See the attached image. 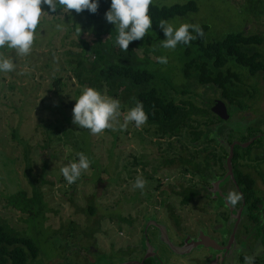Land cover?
<instances>
[{
	"label": "rangeland",
	"instance_id": "374dc122",
	"mask_svg": "<svg viewBox=\"0 0 264 264\" xmlns=\"http://www.w3.org/2000/svg\"><path fill=\"white\" fill-rule=\"evenodd\" d=\"M190 1L153 0V3L170 7ZM194 1L198 5L197 12L168 22L177 28L183 23L209 25L207 36L210 40H221L230 33L243 31L246 35L258 34L264 41V14L256 15L258 13L248 9L245 0ZM257 6L263 10L264 0ZM42 12L29 55L18 56L14 49L7 46L0 48L4 58L11 59L16 65L12 72H0V217L12 229L37 242L40 248L37 264H77L76 261L92 259L90 252L83 247V243L90 242L83 232L96 233L99 226H93L95 222L102 221L101 232L97 236L100 251H108L112 242L125 245L126 224L119 218L143 221L144 211L164 217L165 205L161 201H165L167 195L161 192L172 188V185H197L198 178L193 177L189 168L181 163L169 168V172L160 170L155 173L154 168H162L159 160L163 153L172 156V150L178 147V154L180 152L184 156L198 152L202 157H209L213 152L210 147L215 146L211 144L208 147L204 143L190 145L184 137L179 142L176 138L169 139L171 142L161 140L163 144L159 147L155 138L144 133L145 125L137 129L134 122H130L125 130H119L118 125L116 131L106 129L96 135L89 130V147L85 149L81 145L80 152L90 159V168L69 185L60 169L78 162L75 147L79 149L80 144L78 146L69 137L63 138L62 130L74 129L79 133L80 128L72 123V110L66 107L69 99L64 98V103H67L64 106L49 86L53 77L68 74L61 68L67 59L65 51L71 50L70 42L79 38L74 33L70 38L66 37L65 16L54 18ZM58 25L62 27L58 28ZM104 29L105 26L102 27ZM85 31H82L83 38L91 43L93 37L85 35ZM102 37L106 40L110 35L104 33ZM162 40L151 27L137 49L140 68L155 75L154 87L177 101L192 99L202 106L208 100L211 104L214 100L212 88L200 86L194 79L183 75L185 46L180 43L174 50L164 49L160 44ZM261 47L264 52V42ZM76 50L80 51V47L77 46ZM157 57H167V64L158 63ZM232 68L240 73L249 96L240 106L229 109L227 120L220 121L213 115L216 126L208 121L207 125L212 135L220 133L222 139L232 137L236 138L233 141H241L243 135L256 132L257 137H261L264 132V77L262 74L252 77L246 68L239 65ZM11 86L15 89L12 90ZM67 88V91H72L75 101L85 86L71 80ZM185 89L187 92L182 93ZM60 106L64 112L59 110ZM126 113L121 112L118 117L120 124H123ZM48 129L53 132L54 138L50 145L45 142L44 132ZM255 138L253 136L241 143L243 150L239 151L243 153ZM170 143L177 146L170 147ZM254 148L252 151L256 153ZM138 175L147 182L143 192L132 187ZM160 178L163 179L161 185L158 184ZM259 182L262 185L261 180ZM187 192L188 189L182 191L183 194ZM92 193L97 206V214L93 217L85 212ZM33 197L38 198L36 204L31 202L35 201ZM173 201L177 203L175 199ZM183 208L176 212L187 215L188 210ZM86 222L93 228H80ZM140 235L137 230L132 234L131 246L138 245Z\"/></svg>",
	"mask_w": 264,
	"mask_h": 264
},
{
	"label": "trees",
	"instance_id": "16d2710c",
	"mask_svg": "<svg viewBox=\"0 0 264 264\" xmlns=\"http://www.w3.org/2000/svg\"><path fill=\"white\" fill-rule=\"evenodd\" d=\"M245 1L248 9L251 8L255 14L258 13L256 15L264 14V9L256 8L259 6H257V3H262L263 0ZM110 6L111 0H99L98 11L95 14L90 13L88 10H84L79 14L71 10L68 14L59 5L55 13L50 12L47 5H41L42 11L54 18L65 16L64 22L68 31L67 38H70L71 33H77L78 26L82 31L91 32L90 35L93 37V41L90 43L83 38L84 33L81 31L79 39L70 42L71 50L65 51L67 59L65 66L61 68L68 74L51 79L50 91L62 100L61 104L64 103V98H68V104L64 103L63 105L67 104L66 107L73 109L76 102L73 100L72 91H67L69 89L67 83L76 80L82 86L94 88L110 98L119 100L121 112L126 113L135 107L137 101L142 102L144 111L148 116L144 133L146 132L149 136L155 138L159 147L163 144L161 140L169 142L172 138H176L179 142L181 138L185 137L190 145H196L197 143L210 144L215 142L216 138L223 137L220 133L212 135V130L207 125V121L210 124L214 123L212 116L215 114L211 111L208 100H205L202 106L192 99L177 101L160 93V90L154 87L155 75L151 71L140 68L138 63L137 49H139L141 40L131 42L127 51H122L116 45L117 32L115 26L105 19V13L110 9ZM197 11V3L191 0L186 4H175L170 7H160L152 3L148 14L152 20V29L155 30L160 39H165L162 30L159 28L161 20L168 21L177 17H185ZM104 26L105 29L102 30ZM200 27L204 33L203 37H197L189 45L181 43L182 46H185V50H183L185 57L183 75L187 79H194L200 86L216 88V91L220 93L229 108L232 106L238 107L248 98L249 93L244 87L240 73L234 71L232 67L239 65L246 68L252 76L259 73L264 77V52L261 49L264 41L258 34L246 35L243 31L230 33L221 40H210L207 36L210 26L204 24ZM190 32L192 35H196L191 29ZM104 33L110 35L106 40L102 37ZM77 46L80 47V51L76 50ZM11 89L14 90L15 87L11 86ZM185 92H187L186 89L182 91V93ZM59 110L65 111L62 107ZM219 120L223 121L224 119ZM185 129H188V131L185 132ZM62 131L63 138L67 139L69 137L74 139V143H77L78 146L80 144L79 149L75 147L78 153L82 149L81 145L85 149L89 147V135L87 134L89 130L80 128L79 133L74 129H63ZM44 133L46 135L45 142L50 145L54 141L53 132L48 129ZM256 134L258 133L243 136V142L248 141L253 136L256 137ZM263 140L264 136L257 138L245 150L246 153L242 151V154L239 150H243V147L238 146L233 161V164L237 166L238 181L244 185V194L245 196H251V199L254 196L253 184L255 180L250 173L241 170L239 159L244 154L250 155L253 152V146L262 144ZM169 146L176 147L173 143H170ZM197 154L198 152H196V156ZM227 155L228 152H225L223 157L226 158ZM196 156L194 153L193 158L197 160ZM174 157L177 156L174 154ZM193 158L189 163L193 162ZM163 159L164 165L174 164L175 158L173 157H163ZM178 161L182 165L188 164L187 160L180 155V152L177 157ZM224 164L227 168L226 160H224ZM203 166V164L201 166L195 164L194 174L202 173V170L208 167V162H206L204 169ZM97 175H95V181ZM189 192L190 190L184 194L185 198L190 197ZM32 199L35 200L31 201L32 203L36 204L38 202L37 197ZM88 202L85 212L93 217L97 214L95 194L89 198ZM119 220L127 221L124 218H119ZM101 222L97 221L93 226H99ZM81 226L88 229L93 228V226L88 225V222L80 225V228ZM99 230H101V227H99ZM83 234L89 237L93 233L90 234L84 231ZM39 254L40 248L35 240L15 231L0 217V264H30L33 261L37 262Z\"/></svg>",
	"mask_w": 264,
	"mask_h": 264
},
{
	"label": "flooded vegetation",
	"instance_id": "af4514ba",
	"mask_svg": "<svg viewBox=\"0 0 264 264\" xmlns=\"http://www.w3.org/2000/svg\"><path fill=\"white\" fill-rule=\"evenodd\" d=\"M258 75L260 74L251 76L256 78ZM207 88L212 87L208 86ZM216 90V88H212L213 102L224 104L229 112L228 104ZM214 115L220 119L216 114ZM213 125L216 126L215 122ZM263 133L260 134L261 137L264 136ZM243 136L241 141H233L236 138L232 137L231 139L221 138V140L216 138L215 142L206 144L208 147L211 144L215 146V148L210 147L213 152L209 157H202L198 154L196 156L195 153L196 160L193 158V152L185 154V156L181 153L180 155L188 162L185 168H189L188 171L192 173L193 177L198 178L197 185L179 184V187L172 185L171 190L161 192L162 195H167L165 201H161L165 205L166 216L164 217L159 218L155 214L150 215L144 211L143 221H120L126 224L127 242L125 245L112 242L108 251H100L97 236L101 230H97L89 237L84 236L90 239V242L83 243V247L87 252H90L92 259L85 260V262L76 261V263L245 264L244 256L247 254L254 257L253 264H264V143L254 148L256 153L244 154L239 159L241 170L250 173L255 180L253 184L254 196L251 199V196H245L244 185L239 183L236 175L237 166L233 164L237 147L242 146ZM257 138L260 137H257L256 134L255 140ZM252 143L247 147H250ZM233 145L234 156L231 171L228 166V157ZM178 150V147L172 150L174 152H171L172 156H165L163 153L164 156L162 154L159 160L162 168H154L153 171L155 173L160 170L169 172V168H173L179 163V161L177 162ZM180 151H183V147H180ZM225 152H228L226 158L223 157ZM174 154L177 157H174ZM163 157L175 158L174 164L165 167ZM192 158L195 163H189ZM224 160H226L227 168ZM206 162H208V167L204 169ZM195 164L204 165L202 173L194 174ZM164 168L166 169L164 170ZM182 170L184 169L182 168ZM149 178L152 180V176ZM159 180L158 184L161 185L160 182H163V179ZM186 189L190 190V197L185 198L184 194L179 193ZM233 191L242 193L243 199L231 207L227 205L225 197ZM193 193L194 195H192ZM174 199L177 203L173 201ZM183 207L188 210V216L176 212L178 209L184 210ZM136 230L141 233L140 241L137 242L138 245L131 246V236ZM121 232L123 233V231ZM85 240L87 241V239ZM32 263L37 264L34 261Z\"/></svg>",
	"mask_w": 264,
	"mask_h": 264
},
{
	"label": "clouds",
	"instance_id": "9594fccd",
	"mask_svg": "<svg viewBox=\"0 0 264 264\" xmlns=\"http://www.w3.org/2000/svg\"><path fill=\"white\" fill-rule=\"evenodd\" d=\"M153 0H111L110 9L105 13L108 23L115 26L117 32L116 45L127 51L129 44L141 40L152 27L149 16V7ZM47 5L50 12L55 13L57 6L70 14L74 10L77 14L84 10L95 14L98 11L99 0H0V48L7 46L14 49L18 56L30 54L34 42V34L40 22L42 12L41 5ZM62 27L61 25L57 26ZM159 28L165 37L160 41L164 49H175L180 43L189 45L197 37H203L204 33L198 24L183 23L174 27L166 20H161ZM195 32L192 35L190 32ZM77 36L81 35V28H77ZM91 32L85 35H90ZM157 62L167 64V57H157ZM16 65L9 58H4L0 53V72H12ZM72 109V123L81 129L90 130L92 135L100 134L106 129L113 131L125 130L130 122H134L137 129L147 123L148 116L144 111L142 102L137 101L135 107L124 115L123 124L119 123L121 116L120 101L104 96L91 87H85L82 94L75 100ZM78 162H72L60 169L66 182L71 185L75 183L83 172L90 168L91 161L83 153H77ZM146 180L138 175L133 182V190L145 189ZM243 199L242 193L230 192L225 201L227 205L234 207ZM245 264H253L254 257L244 256Z\"/></svg>",
	"mask_w": 264,
	"mask_h": 264
},
{
	"label": "water",
	"instance_id": "95a60500",
	"mask_svg": "<svg viewBox=\"0 0 264 264\" xmlns=\"http://www.w3.org/2000/svg\"><path fill=\"white\" fill-rule=\"evenodd\" d=\"M210 109H211L212 112H214L220 118L225 119V120L228 119V112H227V109H226L224 104L217 103V102H211ZM233 148H234V145L231 146L230 154H229V157H228V166H229V169L231 171H232V159H233V156H234Z\"/></svg>",
	"mask_w": 264,
	"mask_h": 264
}]
</instances>
